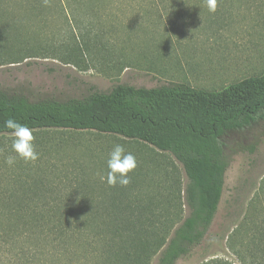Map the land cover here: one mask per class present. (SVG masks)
<instances>
[{
	"label": "rangeland",
	"instance_id": "rangeland-1",
	"mask_svg": "<svg viewBox=\"0 0 264 264\" xmlns=\"http://www.w3.org/2000/svg\"><path fill=\"white\" fill-rule=\"evenodd\" d=\"M217 1L227 10L221 27L213 18L209 21L207 0H93L57 10L49 5L43 16L28 12L22 20L4 18L0 90L22 94L31 101L66 100L92 91L107 92L118 83L156 87L182 82L214 90L261 73L264 0ZM22 10L13 8L15 13ZM85 33L92 39L98 37L102 45L82 49L78 61L72 62L68 43L73 35ZM33 134L39 158L25 162L17 157L11 167L4 162L7 156L16 155L11 134L0 135L1 196L46 194L50 206L60 200L75 203L83 193L77 185L83 186L85 179L100 185V176H107L109 152L121 144L137 159L134 171L147 170L146 175L154 178L156 186H144L164 195L158 208L177 217L175 225L187 215L186 176L169 153L94 130L47 129ZM223 141L229 166L218 211L201 243L176 264H203L211 258L240 264L227 239L241 222L259 184L264 183V118L243 130L228 132ZM174 181L176 190L169 185ZM156 260L154 255L150 264Z\"/></svg>",
	"mask_w": 264,
	"mask_h": 264
},
{
	"label": "trees",
	"instance_id": "trees-1",
	"mask_svg": "<svg viewBox=\"0 0 264 264\" xmlns=\"http://www.w3.org/2000/svg\"><path fill=\"white\" fill-rule=\"evenodd\" d=\"M84 1L93 0H0V34L5 36L4 18L43 16L49 5L64 9ZM16 7L24 10L15 13ZM71 41L67 47L75 63L82 49L102 45L88 33L73 35ZM10 117L33 131L94 130L169 153L186 176L189 211L175 225L178 218L158 208L164 195L144 186H156L147 170L129 173L126 187L85 179L77 185L83 188L80 200L71 204L60 200L50 206L46 194L0 195V264H150L154 255L155 264H176L201 243L218 211L229 166L223 137L264 118V70L214 90L182 82L156 87L118 83L81 98L38 101L0 90V135L11 134L3 126ZM169 185L176 190L175 181ZM263 194L261 182L241 222L228 234L240 264H264ZM203 264L234 263L211 258Z\"/></svg>",
	"mask_w": 264,
	"mask_h": 264
},
{
	"label": "clouds",
	"instance_id": "clouds-1",
	"mask_svg": "<svg viewBox=\"0 0 264 264\" xmlns=\"http://www.w3.org/2000/svg\"><path fill=\"white\" fill-rule=\"evenodd\" d=\"M207 7L209 12L214 13L217 10V0H207ZM3 126L11 131L12 151L16 155H9L5 158V164L14 166L17 157L25 162H34L39 158V152L35 146V136L33 130L26 124L16 120L15 118H8L4 120ZM107 176H100L101 181L107 182L110 187H126L131 183V173L137 166V159L131 152L126 151L121 144L113 146L107 158Z\"/></svg>",
	"mask_w": 264,
	"mask_h": 264
},
{
	"label": "crops",
	"instance_id": "crops-1",
	"mask_svg": "<svg viewBox=\"0 0 264 264\" xmlns=\"http://www.w3.org/2000/svg\"><path fill=\"white\" fill-rule=\"evenodd\" d=\"M221 2L222 1H217V10L214 13L209 12V14H208L209 21L213 18V20L216 21V24H218L217 27H221V22L224 19L225 13H227L226 12L227 10L225 8L223 9ZM224 6H225V4H224ZM205 8L208 10V7H205ZM208 17L205 19L203 18V20L207 21Z\"/></svg>",
	"mask_w": 264,
	"mask_h": 264
}]
</instances>
